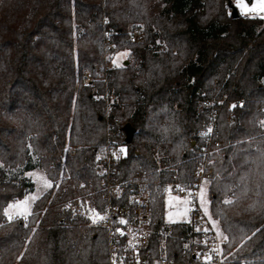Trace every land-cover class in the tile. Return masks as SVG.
<instances>
[{
  "label": "trees",
  "instance_id": "16d2710c",
  "mask_svg": "<svg viewBox=\"0 0 264 264\" xmlns=\"http://www.w3.org/2000/svg\"><path fill=\"white\" fill-rule=\"evenodd\" d=\"M228 1L0 0V264L105 262L106 231L62 203L82 183L102 209L92 159L113 118L134 129L122 140L121 179L147 170L157 182L149 243L157 253L163 240L170 257L194 234L165 222L163 191L173 176L193 184L194 152L214 120L221 147L211 154L209 211L232 264H264V17L232 18ZM123 49L127 63L106 66ZM240 98L245 105L231 107ZM36 167L53 187L33 203L28 227L7 221L3 208L33 190L25 173Z\"/></svg>",
  "mask_w": 264,
  "mask_h": 264
},
{
  "label": "built area",
  "instance_id": "2783aa9c",
  "mask_svg": "<svg viewBox=\"0 0 264 264\" xmlns=\"http://www.w3.org/2000/svg\"><path fill=\"white\" fill-rule=\"evenodd\" d=\"M238 15H241V13H238ZM263 17L264 13L241 15L242 19ZM128 35L131 42H139L143 38L141 30L138 28H132ZM83 79L84 81H90L92 75L85 73ZM223 101H227V98L223 97L219 103ZM210 104L211 101L204 103L205 106ZM234 104L237 107H243L245 100L240 98ZM258 110L264 112V106L260 105ZM218 114L217 111H213L211 116L215 118ZM227 122L231 123L232 118L229 117ZM113 125L114 128H112ZM124 125L118 118L106 119V139L92 159L94 172L101 181L103 189L101 194L102 209L99 210L96 207L95 209L101 215H107V219L97 224L106 231V260L104 263L97 264H232L227 259V253H225L227 239L217 237L216 231L212 229L208 218L200 209L198 199H194L193 205H190L192 211L183 220L192 228V234H194L193 246L185 245L177 256L170 257L165 252L164 241L161 240L158 252L153 251L149 243L153 223L150 186L155 185L157 182L151 179L147 170L133 173L126 179H121V169L118 164L121 154L117 159L113 157L112 153L123 146ZM209 128L212 129L211 132H208ZM203 133L207 134L202 135L199 148L194 152L193 184L189 187L181 185L173 176L172 181L165 185L164 195L168 194L165 189L171 186V195L185 196L186 192L176 190L177 185L194 193L198 192L200 184L208 180L212 173L211 154L221 147L214 120L207 124ZM121 219L125 220L126 223L121 224ZM118 228L123 232V235L117 231ZM198 228L199 231H197ZM205 228L208 229L207 232L204 231ZM216 248L221 251H214ZM205 257H211V259L206 260ZM237 264L251 263L242 261Z\"/></svg>",
  "mask_w": 264,
  "mask_h": 264
},
{
  "label": "snow or ice",
  "instance_id": "6c2138e0",
  "mask_svg": "<svg viewBox=\"0 0 264 264\" xmlns=\"http://www.w3.org/2000/svg\"><path fill=\"white\" fill-rule=\"evenodd\" d=\"M235 7L240 10L241 15H247L249 13H264V0H253V3L251 6H249L245 0H234ZM228 5L225 4V8H227ZM159 43V42H157ZM115 47V46H113ZM130 55V52L128 50L124 51H117L114 53L113 56L109 57L112 61V64L114 67H122L121 61L125 60ZM236 105H232L231 107H235ZM242 106V105H241ZM261 127H264V121L260 122ZM212 129L209 128L208 132H211ZM165 132H167V129H165ZM207 133H202L201 135H206ZM127 155V149L126 146H121L117 151H114L112 153L113 157L119 159V155ZM99 159V157H97ZM211 163V161H210ZM203 171V169H201ZM25 176H27L30 180H34V182L37 185L38 191L40 194L43 192H46L47 190L51 189L54 185V182L51 179H48L45 175L39 173V172H26ZM209 183L208 181H204L201 186L199 187L198 192H192L189 189H184L180 185L176 186V190L178 191H184L187 194L183 197L181 196H174L171 195L172 188L169 186L165 189V191L168 193V196L165 199V208L167 211L165 212L166 219L170 223L177 222L178 219H183L187 214L192 211V207L190 205H193L194 199H198L200 209L203 211L205 216H208L209 223L212 225V229L216 231L217 237H222L223 239H227L226 236H223V233L220 231L218 227V223L215 219H212L211 215L208 211V204L209 201L207 199V193L206 189L204 187L205 184ZM56 187H59V184H56ZM83 187V185H81ZM36 194H26L23 199L19 200H12L7 203V206L3 208V216L7 219V221L12 222L14 220L22 218L25 221L24 226L28 227L27 220L28 217L31 215L32 210V204L37 199ZM225 204H230L232 201L230 199H225L223 201ZM66 207H68L66 205ZM85 215H87L88 219L92 222V224H98L101 221L107 219V215H101L100 212H98L95 208H88L85 209ZM39 223V222H37ZM121 224L126 223L125 220H120ZM200 229L198 228L197 231ZM32 231H35L33 229ZM118 232H121V235H123V232L118 228ZM205 232L208 231L207 228L204 229ZM243 243V241H241ZM214 251H221L219 248L214 249ZM231 255V254H230ZM20 257H17L19 259ZM206 260L211 259V257H205Z\"/></svg>",
  "mask_w": 264,
  "mask_h": 264
},
{
  "label": "rangeland",
  "instance_id": "374dc122",
  "mask_svg": "<svg viewBox=\"0 0 264 264\" xmlns=\"http://www.w3.org/2000/svg\"><path fill=\"white\" fill-rule=\"evenodd\" d=\"M246 2V1H245ZM231 3L235 6V3H234V0H231ZM249 6H251V4L253 3V0H252V2L251 3H248V2H246ZM237 10H238V13H240V10L237 8ZM227 12L229 13L230 11H229V9H227ZM124 50H126V49H123L122 51H124ZM114 55V53L111 55V56H113ZM110 56V57H111ZM108 57H109V55H108ZM130 56H128L125 60H123V61H121V63L123 64L125 61H126V63H127V60L128 59H130L129 58ZM126 63H124V64H126ZM109 65H113L112 64V61H111V59L109 60V62L107 63V65L106 66H109ZM29 172H39V173H41V174H43V175H45L48 179H50L48 176V173H47V171H46V169H44V168H42V167H36L35 169H33V170H30ZM63 177V173H62V170L60 171V173H59V175H58V177H57V180H56V183H59V181L61 180V178ZM31 182L33 183V184H35V187L33 188V190L30 192V193H32V194H36L37 195V197L38 198H41L46 192H43L42 194H40V192L38 191V188H37V185H36V183L34 182V180H31ZM55 183V182H54ZM202 184V183H201ZM201 184H200V186H201ZM81 185H83L82 183H79V186H78V189L79 190H76L75 192H74V197H73V199H71V200H69V201H67V202H64V203H62V204H69V207H67L68 209H69V211H70V214H71V216H81V217H83L84 219H88V217H87V215H85L84 213H85V209H88V208H92L91 206H90V203H94V197H93V194H92V192H88V190L84 187V185H83V187H81ZM199 186V187H200ZM204 187H206V185H204ZM67 189V186H65V190ZM168 195H166V197H167ZM165 197V198H166ZM37 198V199H38ZM48 200L46 201V203H45V205L44 206H46V205H48V203H49V198H47ZM207 199H208V201H209V195L207 196ZM61 204V205H62ZM209 205V204H208ZM208 207V206H207ZM167 211V209L165 208L164 209V212H166ZM208 211H209V208H208ZM209 214L211 215V213H210V211H209ZM186 217L187 216H185L183 219H178L177 221H183V220H185L186 219ZM207 218H208V216H206ZM211 217H212V215H211ZM212 219H214L213 217H212ZM164 220H165V222L167 223V224H171L170 222H168V220L166 219V216L164 215ZM208 220H209V218H208ZM88 225H92V222L88 219ZM211 225V224H210ZM212 226V225H211ZM220 229V228H219Z\"/></svg>",
  "mask_w": 264,
  "mask_h": 264
},
{
  "label": "water",
  "instance_id": "95a60500",
  "mask_svg": "<svg viewBox=\"0 0 264 264\" xmlns=\"http://www.w3.org/2000/svg\"><path fill=\"white\" fill-rule=\"evenodd\" d=\"M228 6L230 9V16L232 18L238 17V10L237 8L231 3V0L228 1ZM126 63V61L124 62ZM123 132H125V137H126V141H130L133 134H134V129L133 127L129 124V123H125V125L123 126Z\"/></svg>",
  "mask_w": 264,
  "mask_h": 264
},
{
  "label": "crops",
  "instance_id": "0c3cea01",
  "mask_svg": "<svg viewBox=\"0 0 264 264\" xmlns=\"http://www.w3.org/2000/svg\"><path fill=\"white\" fill-rule=\"evenodd\" d=\"M34 185V187H35V184H33ZM206 185V187H205V189H206V193H207V196L209 195L208 194V185H209V183H207V184H205ZM33 187V188H34ZM168 195V194H167ZM165 197H166V195H164ZM21 199H23V198H21ZM166 199V198H165ZM33 205V204H32Z\"/></svg>",
  "mask_w": 264,
  "mask_h": 264
}]
</instances>
